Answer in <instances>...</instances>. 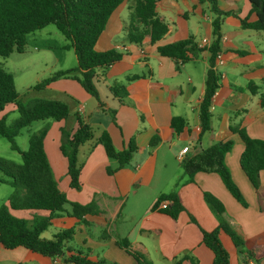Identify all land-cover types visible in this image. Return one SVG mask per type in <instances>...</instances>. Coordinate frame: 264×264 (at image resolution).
Segmentation results:
<instances>
[{
	"label": "crops",
	"instance_id": "crops-1",
	"mask_svg": "<svg viewBox=\"0 0 264 264\" xmlns=\"http://www.w3.org/2000/svg\"><path fill=\"white\" fill-rule=\"evenodd\" d=\"M134 4V0H128L112 14L95 46L100 53L116 49L124 54L118 63L97 71L95 85L105 104L103 109L74 80L61 79L44 90L55 95L56 98L50 99L65 102L70 107L66 121L50 122L44 142L59 189L72 203L87 205L95 201L103 214L87 215L80 221L72 216L68 205L52 220L42 237L52 240L57 233L74 229L67 255L81 252L93 262L137 264L118 245L120 241H128L132 251L142 254L152 264H174L178 260H182V264H213V253L202 241V231L210 232L218 226L205 202L204 193H209L223 203L225 218L232 226L242 230L246 248L264 255V210H259L257 195L240 166L244 145L238 135L231 132V127L253 115L255 119L247 125V133L252 139L264 141V111L258 108V100L264 96V34L242 28L240 19H248L250 23L257 20L251 13L249 1L218 0L219 9L230 15L223 20L222 50L216 65L221 80L212 100L213 131L204 136H201L199 107L205 93L210 53L206 51L198 60L178 69L173 60L160 56L157 48L188 39L199 44L204 40L211 43V5L200 0H160L157 13L165 19L168 33L156 44L146 39L143 44L134 45L128 42L127 36ZM65 45L60 49L72 52L62 49ZM65 60L61 70L77 67V60L76 66L71 68L64 66ZM57 61L61 63L62 59ZM135 76L138 78L129 80ZM115 84L126 86L128 97L123 105L110 93V87ZM76 113L96 130L94 140L79 152L83 166L80 190L70 187L68 162L60 152L61 129H76ZM174 117H182L187 122L180 134L172 128ZM47 123L44 122V126ZM103 131L110 135L118 151L127 149L132 140L137 146L130 164L115 173L109 171L115 170L118 162L109 159L98 142ZM156 137L159 143L151 146ZM228 140L233 141L234 146L225 163L248 202L246 207L231 195L217 174L198 173L192 181L182 179L178 155L184 148H189L186 158ZM260 183L264 186V171L260 173ZM174 191L185 207L177 220L153 210L160 196ZM11 213L28 221L47 216L41 212ZM221 241L230 254V264H242V255L232 240L222 235ZM0 264L68 263L22 247L6 250L0 246ZM247 264L255 263L248 260ZM260 264H264V258Z\"/></svg>",
	"mask_w": 264,
	"mask_h": 264
},
{
	"label": "trees",
	"instance_id": "trees-1",
	"mask_svg": "<svg viewBox=\"0 0 264 264\" xmlns=\"http://www.w3.org/2000/svg\"><path fill=\"white\" fill-rule=\"evenodd\" d=\"M126 1L128 0H0V56L8 58L15 51L24 53L28 35L54 25L67 41L62 49L74 52L77 67L53 73L37 83L33 90L44 91L52 83L61 79L74 80L96 99L98 106L103 109L105 104L101 101L95 85L98 79L97 71L118 63L124 54L116 49L100 53L95 50V46L112 14ZM134 1L127 26L128 42L141 45L147 39L151 44L158 43L168 33L165 19L157 13L160 0ZM248 1L251 5V13L256 15L257 20L250 23L248 19H240L242 28L264 34V0ZM202 2H208L211 5L213 15V41L210 45L202 47L194 39H188L159 46L157 52L160 56L173 60L178 69L182 65L198 60L204 52L210 53L205 93L199 107L201 136H204L213 131L212 100L220 87L221 80L216 65L222 50L223 20L230 13L219 9L218 0H200V3ZM137 78L130 77L129 80ZM110 93L118 99L120 104H125L128 97L125 85L111 86ZM9 105L15 106L18 117L11 123L8 122L9 114H5L0 119V136L9 142L13 151L20 153L22 163L17 164L0 156V172L3 174V177H0V183L7 184L13 189L7 204L0 207V246L6 250L22 247L47 258H60L68 264H111L104 260L93 262L81 252L67 255V245L74 237V229L63 230L52 240L42 237V234L51 226L52 220L64 212L68 205L72 208V216L80 221H84L87 215L101 216L103 214L95 201L81 205L68 200L66 194L59 189L45 151L44 142L50 129V122L66 121L70 115L69 105L59 100L44 98L20 101L14 76L0 67V113H3ZM258 108L264 111V96L259 98ZM112 113L114 114L115 111ZM244 113L250 115L248 111ZM254 119L253 115L246 117L240 124L231 127V132L238 135L244 145L240 166L263 203L264 186L260 183V173L264 171V141L252 139L246 130L247 125ZM75 120L77 127L74 131L61 129L60 152L68 162L70 187L80 190L83 166L79 161V152L86 143L94 140L96 130L79 113L75 114ZM39 121L48 123L41 130L30 135L28 149L22 151L17 145L16 138L23 129ZM171 125L175 132L180 134L187 122L182 117H174ZM98 142L104 147L107 157L118 162V167L110 170V173H115L130 164L137 152L134 140L130 142L127 149L118 151L106 131L100 134ZM158 143L159 139L156 137L152 140L151 146H156ZM233 146L234 143L231 140L218 142L195 155L187 156L181 162L182 179L188 178L192 181L198 173L217 174L231 195L246 207L243 195L225 163V158L232 151ZM204 198L218 218L216 229L210 232L202 231L203 244L214 256L213 264H230V254L221 241L222 235L228 236L239 250L243 258L242 264H247L248 260L260 264L264 258L263 253L257 254L253 249L246 248V239L242 230L232 226L225 218L226 209L223 203L209 193H204ZM163 202H169V205L167 209L160 210L159 207ZM153 210L161 211L173 220H177L185 211V207L178 193L174 191L160 196ZM11 211L41 212L46 213L47 216H38L28 221L13 216ZM192 222L195 223L193 218ZM118 245L137 264H152L142 254L132 251L128 241H120ZM174 264H182V260Z\"/></svg>",
	"mask_w": 264,
	"mask_h": 264
},
{
	"label": "rangeland",
	"instance_id": "rangeland-1",
	"mask_svg": "<svg viewBox=\"0 0 264 264\" xmlns=\"http://www.w3.org/2000/svg\"><path fill=\"white\" fill-rule=\"evenodd\" d=\"M65 43L67 44V41L58 31V29L54 25H49L43 30L28 35L27 46L24 53H18L15 51L8 58H3L0 56V67H3L6 71L14 76L20 101L25 102L31 98H56L51 92H37L34 91L33 88L40 81L61 70L60 68H63L61 66L63 64L64 58L66 59V62L64 63L66 65L64 66H68V68L76 66L77 58L74 52L72 51L68 53L60 49V46ZM48 46H52V49H49ZM58 58L62 59L61 63H58ZM8 113L9 123L18 117L15 106L9 105L5 113H0V119H2L3 116ZM43 126L44 122L39 121L34 122L30 127L22 130L21 134L16 138L17 145L22 151L28 149L30 135L41 130ZM0 156L12 160L17 164L22 163L20 153L13 151L9 142L1 136ZM0 177H3L1 172ZM12 190V187L9 185L0 183V207L7 204V199L10 196ZM256 195L258 199L259 210L263 212L264 205H262L259 195L257 193ZM245 202L248 206V202L246 200ZM210 211L218 221V218L213 210L210 209ZM11 214L15 216L13 213Z\"/></svg>",
	"mask_w": 264,
	"mask_h": 264
},
{
	"label": "built area",
	"instance_id": "built-area-1",
	"mask_svg": "<svg viewBox=\"0 0 264 264\" xmlns=\"http://www.w3.org/2000/svg\"><path fill=\"white\" fill-rule=\"evenodd\" d=\"M209 45H210V42L208 40H204L202 43H200V46H202V47H206ZM124 50H126V49H124ZM188 151H189V148H184L182 150V152L178 155V159L181 162L185 159V155L188 153ZM168 205H169V202H163V203H161L159 209L160 210L167 209Z\"/></svg>",
	"mask_w": 264,
	"mask_h": 264
}]
</instances>
